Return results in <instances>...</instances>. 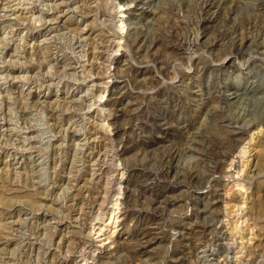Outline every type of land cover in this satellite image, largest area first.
<instances>
[{
    "label": "rangeland",
    "instance_id": "374dc122",
    "mask_svg": "<svg viewBox=\"0 0 264 264\" xmlns=\"http://www.w3.org/2000/svg\"><path fill=\"white\" fill-rule=\"evenodd\" d=\"M202 1L0 0V264H264V0Z\"/></svg>",
    "mask_w": 264,
    "mask_h": 264
},
{
    "label": "bare ground",
    "instance_id": "6f19581e",
    "mask_svg": "<svg viewBox=\"0 0 264 264\" xmlns=\"http://www.w3.org/2000/svg\"><path fill=\"white\" fill-rule=\"evenodd\" d=\"M213 3V0H203L202 1V7L204 8V7H208L209 5H211ZM200 7V6H199ZM12 12V11H11ZM138 37V36H137ZM141 39V38H140ZM189 39V38H188ZM192 39V38H191ZM185 41V40H184ZM182 42L181 43V45L182 46H187V47H191L192 46V43H193V41L192 40H187V41H185V42ZM238 41V40H237ZM237 41H235L234 40V42H233V45H236V47L237 46H239V47H241V43L240 44H237ZM195 44V43H194ZM259 44V43H258ZM212 46V45H211ZM211 46H209V48L211 49ZM178 48V47H177ZM179 48H181V47H179ZM184 49H186V48H184ZM188 114V113H187ZM230 121V120H229ZM226 124H231V122H227ZM237 130H239L238 128H237ZM236 132V131H235ZM234 133V132H233ZM49 141V140H48ZM214 150V149H213ZM209 151V150H208ZM178 153H179V150H177V149H175V150H173V151H171L170 153H169V159H168V167L170 168L171 167V162L173 161V159L174 158H176V156L178 155ZM216 153V152H215ZM209 155H211V154H209ZM217 156H219V157H222L223 156V153H221V155L220 154H217ZM217 156H215V158H216V161L218 162V158H217ZM167 157V156H166ZM206 158V157H205ZM211 158V157H210ZM217 162H216V164H217ZM168 168V169H169ZM163 172V171H162ZM168 172V171H167ZM161 173V172H160ZM165 174H166V172H165ZM218 174V173H217ZM168 175V174H167ZM189 175V174H188ZM192 175L193 174H191V178H193L192 177ZM167 177V176H166ZM165 179V178H164ZM159 199V198H158ZM210 248V247H209ZM204 255H205V253H204ZM211 261V260H210ZM207 263V262H206Z\"/></svg>",
    "mask_w": 264,
    "mask_h": 264
}]
</instances>
